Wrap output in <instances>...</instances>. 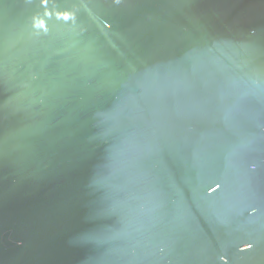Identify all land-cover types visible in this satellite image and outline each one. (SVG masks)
Returning a JSON list of instances; mask_svg holds the SVG:
<instances>
[{
	"label": "water",
	"instance_id": "1",
	"mask_svg": "<svg viewBox=\"0 0 264 264\" xmlns=\"http://www.w3.org/2000/svg\"><path fill=\"white\" fill-rule=\"evenodd\" d=\"M0 264H264V0H0Z\"/></svg>",
	"mask_w": 264,
	"mask_h": 264
}]
</instances>
